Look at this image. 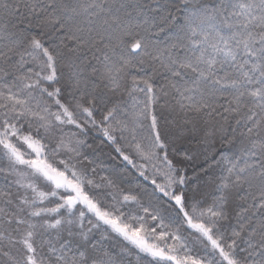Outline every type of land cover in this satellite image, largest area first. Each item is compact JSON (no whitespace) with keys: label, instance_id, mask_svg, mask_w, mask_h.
Returning a JSON list of instances; mask_svg holds the SVG:
<instances>
[{"label":"snow or ice","instance_id":"snow-or-ice-1","mask_svg":"<svg viewBox=\"0 0 264 264\" xmlns=\"http://www.w3.org/2000/svg\"><path fill=\"white\" fill-rule=\"evenodd\" d=\"M0 264H264V0H0Z\"/></svg>","mask_w":264,"mask_h":264},{"label":"trees","instance_id":"trees-1","mask_svg":"<svg viewBox=\"0 0 264 264\" xmlns=\"http://www.w3.org/2000/svg\"><path fill=\"white\" fill-rule=\"evenodd\" d=\"M104 159H105V163H108V164L112 163V161H109L106 156L104 157Z\"/></svg>","mask_w":264,"mask_h":264}]
</instances>
